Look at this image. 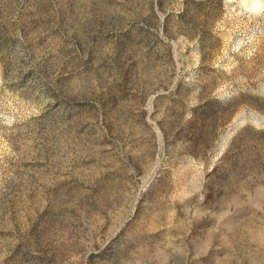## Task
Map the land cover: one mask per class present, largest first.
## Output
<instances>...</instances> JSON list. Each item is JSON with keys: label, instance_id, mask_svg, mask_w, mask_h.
<instances>
[{"label": "rangeland", "instance_id": "374dc122", "mask_svg": "<svg viewBox=\"0 0 264 264\" xmlns=\"http://www.w3.org/2000/svg\"><path fill=\"white\" fill-rule=\"evenodd\" d=\"M0 264H264V0H0Z\"/></svg>", "mask_w": 264, "mask_h": 264}]
</instances>
